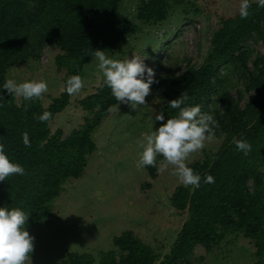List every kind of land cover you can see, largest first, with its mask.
Instances as JSON below:
<instances>
[{
	"label": "trees",
	"instance_id": "1",
	"mask_svg": "<svg viewBox=\"0 0 264 264\" xmlns=\"http://www.w3.org/2000/svg\"><path fill=\"white\" fill-rule=\"evenodd\" d=\"M122 1L0 0V85L8 79L11 67L39 60L47 48L58 51L56 66L63 72V91L48 105L41 97L17 101V96L0 88V143L10 160L25 168L24 175L0 181V206L24 208L30 214L26 229L49 217L68 179L82 176L88 156L97 149L93 131L117 104L102 81L78 100L93 117L85 116L81 127L67 137H62L61 128L53 133L50 122L71 103L73 94L65 91L68 77H82L85 65L94 58L92 49L114 51L140 31L141 23L164 21L172 3L195 0H139L134 18L121 16ZM252 38L264 42V7L256 1H250L246 18H240L239 11L220 18L203 64L190 65L178 75L157 76L159 82L151 85L163 97L160 111L165 121L178 113L169 101L186 95V105L199 104L201 112L214 116L215 135L223 138L217 151L188 164L200 174V187L182 184L170 196V203L186 217L169 252L162 255L126 230L113 237V249L97 255L67 251L57 264H192L196 245L210 252L228 235L239 233L253 244L256 260L252 264H264V51L252 58L246 46ZM232 73L253 92L244 105L229 87ZM44 111L53 114L48 121L34 118ZM165 121H154L153 130ZM25 132L30 147L23 144ZM234 137L252 145L247 155L236 149ZM145 167L157 177V164ZM206 174L215 182L204 183Z\"/></svg>",
	"mask_w": 264,
	"mask_h": 264
},
{
	"label": "rangeland",
	"instance_id": "2",
	"mask_svg": "<svg viewBox=\"0 0 264 264\" xmlns=\"http://www.w3.org/2000/svg\"><path fill=\"white\" fill-rule=\"evenodd\" d=\"M256 1V0H250ZM139 0H123L120 14L134 18ZM240 0H195L172 3L168 17L158 24H140V31L121 42L114 51L104 50L109 56L124 60L132 56L144 59L155 70V76L178 75L188 66L198 67L206 61L211 40L219 20L239 11ZM252 58L264 51V42L252 38L246 42ZM58 51L44 49L39 60H24L11 67L8 79L47 81L48 91L41 100L48 105L63 91V72L56 66ZM252 60V59H251ZM251 62V61H250ZM222 72L225 71L221 67ZM83 87L71 97V103L50 122L54 133L63 129L62 137L80 128L88 114L78 100L100 86L103 75L95 58L85 65ZM234 97L244 105L253 92L248 91L238 74L229 76ZM22 97L17 96V101ZM213 99L216 94L213 93ZM146 104L131 109L119 104L113 107L93 131L97 149L88 156L84 173L68 179L64 190L53 201L50 215L38 225L27 228L34 237L30 261L25 264H57L67 251L91 252L115 248L113 237L131 230L162 255L169 252L186 214H180L170 203V196L182 185L174 174V166L158 159L157 177L146 167H137L144 136L153 130L154 116L161 112L163 97L150 86ZM223 141L215 135L203 149L191 153L189 163L218 150ZM150 184V185H149ZM149 185V186H148ZM250 239L243 234L228 235L208 252L198 244L191 255L192 264H252L256 257Z\"/></svg>",
	"mask_w": 264,
	"mask_h": 264
},
{
	"label": "clouds",
	"instance_id": "3",
	"mask_svg": "<svg viewBox=\"0 0 264 264\" xmlns=\"http://www.w3.org/2000/svg\"><path fill=\"white\" fill-rule=\"evenodd\" d=\"M258 7H264V0H256ZM250 0H240L239 16L246 18L249 15ZM92 55L97 61V68L103 75V83L111 90L115 98L116 110L119 104L128 105L136 110L146 104V96L150 86L158 83L155 70L148 66L144 59L132 56L124 60L109 56L104 50L92 49ZM83 79L79 74H73L66 80L65 91L68 94L78 92L83 87ZM0 88L7 90L10 95L22 97L24 100H34L48 91L47 81L26 80L16 82L6 79ZM186 95H179L169 101V106L178 109L175 116L167 118L163 112H156L155 121H165L154 131L143 133L144 143L139 154L137 167L156 166L157 156H162L167 164L173 165L174 174L181 184L199 188L201 176L186 164L191 153L204 148L206 141L215 137L217 121L211 113L201 112L199 104L188 106ZM183 105V106H182ZM112 107L109 111H112ZM52 113L44 111L34 117L40 122L48 121ZM23 144L30 147L27 132L22 134ZM236 149L247 155L252 145L245 139L233 138ZM158 171L160 169H157ZM25 168L10 160L5 152V145L0 143V181L13 174L24 175ZM204 183H214V177L206 174ZM29 213L22 207L7 208L0 206V264H25L30 261L33 250L34 237L26 229Z\"/></svg>",
	"mask_w": 264,
	"mask_h": 264
}]
</instances>
